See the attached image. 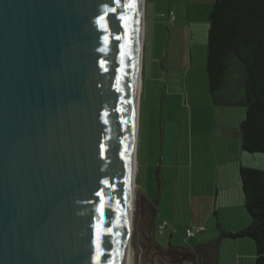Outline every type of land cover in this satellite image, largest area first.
I'll return each mask as SVG.
<instances>
[{"label": "water", "instance_id": "obj_1", "mask_svg": "<svg viewBox=\"0 0 264 264\" xmlns=\"http://www.w3.org/2000/svg\"><path fill=\"white\" fill-rule=\"evenodd\" d=\"M142 15L145 31V0H0V264L124 263ZM147 203L139 264H171Z\"/></svg>", "mask_w": 264, "mask_h": 264}, {"label": "rangeland", "instance_id": "obj_2", "mask_svg": "<svg viewBox=\"0 0 264 264\" xmlns=\"http://www.w3.org/2000/svg\"><path fill=\"white\" fill-rule=\"evenodd\" d=\"M152 1L145 0V8L149 9ZM158 6L164 12L161 20H166V16L170 19L171 12L176 20L175 9L182 8L177 0H158ZM183 8L181 11L185 14L186 6ZM190 11L197 34L194 40L187 38L186 34L177 37L172 32V25H165L164 30L155 32L148 17L138 112L132 264H139L141 255L142 202H161L164 215L152 222L150 232L153 230L158 246L167 247L170 241L168 231L157 235L154 228L164 217L172 219L174 202L179 206L176 218L181 227L186 228L192 219L199 218V214L192 213L189 206L193 197L203 194L208 186L206 174L210 156L207 150L211 121L225 119L231 113L232 120H238L240 112L243 120L246 117V107L236 104L244 95L239 68V71L229 73L224 87L216 95L217 100H214L206 70L210 12L205 7ZM190 46L193 49L192 61ZM230 143L233 150L234 136ZM244 156L251 158L249 165H253L254 158L264 159V153H244ZM247 162L244 161L245 164Z\"/></svg>", "mask_w": 264, "mask_h": 264}, {"label": "crops", "instance_id": "obj_3", "mask_svg": "<svg viewBox=\"0 0 264 264\" xmlns=\"http://www.w3.org/2000/svg\"><path fill=\"white\" fill-rule=\"evenodd\" d=\"M173 1V0H172ZM182 6L176 10V20L172 22L167 16L166 20H161L164 13L158 6V0H153L150 8H145V34L148 17L151 23V29L164 30V26L172 25V32L178 37L186 34L190 40L196 39V29L190 10H196L197 7H205L211 10L210 0H177ZM183 6H186V13ZM150 13H148V10ZM149 14V16H148ZM188 20V23L186 21ZM146 36V35H145ZM145 44V38H144ZM190 46L189 57L192 61L193 51ZM144 51V50H143ZM228 105V104H227ZM232 107V105H229ZM214 108V106H212ZM232 111V110H231ZM231 115L227 114L225 119L213 120L209 129L210 145L208 146V155L210 162L206 176H208V186L204 188V193L193 197L191 201V212L198 213V219H192L186 225L181 227L177 223L178 204L174 202L171 206L173 217H164L154 231L157 235H164L167 231L170 236L169 245L160 247L174 253L181 252L182 248L189 251L193 257L187 264H256L257 249L254 241L249 237L226 238L222 233H237L251 224V218L246 211L244 194L240 180V167L247 166L255 169H264V159L254 158L253 165H249L251 158L244 156L240 127L243 114L239 113V121L232 120ZM233 136L236 138L235 147L232 150L230 143ZM137 155V154H136ZM137 157V156H136ZM248 162L245 164L244 161ZM162 197V195H161ZM196 200V201H195ZM153 211V222L160 215L163 217L161 202H150ZM166 222L163 233L157 231L158 226ZM201 225L205 228L204 232L196 234L194 237H188L186 231L194 226ZM152 230V238L154 239ZM156 244V243H155ZM157 245V244H156ZM158 246V245H157Z\"/></svg>", "mask_w": 264, "mask_h": 264}, {"label": "trees", "instance_id": "obj_4", "mask_svg": "<svg viewBox=\"0 0 264 264\" xmlns=\"http://www.w3.org/2000/svg\"><path fill=\"white\" fill-rule=\"evenodd\" d=\"M210 1L206 70L211 94L216 101L229 73L240 70L244 95L236 104L246 107L240 127L242 149L264 153V0ZM239 173L251 224L237 233L223 232L222 237L251 238L256 264H264V171L240 167ZM179 254L184 261L193 259L184 248Z\"/></svg>", "mask_w": 264, "mask_h": 264}, {"label": "bare ground", "instance_id": "obj_5", "mask_svg": "<svg viewBox=\"0 0 264 264\" xmlns=\"http://www.w3.org/2000/svg\"><path fill=\"white\" fill-rule=\"evenodd\" d=\"M142 0V8H143ZM143 11V10H142ZM141 35H140V53H139V66H138V79H137V98L135 106V117H134V143H133V154H132V176H131V190L132 193L135 191L136 183V173L138 170L136 162V145H137V130H138V111H139V99H140V90H141V63H142V52H143V42H144V20L142 15L141 22ZM130 226V225H129ZM129 231V229H128ZM129 236V234H128ZM123 264H132V248L129 244L126 247L125 258Z\"/></svg>", "mask_w": 264, "mask_h": 264}, {"label": "flooded vegetation", "instance_id": "obj_6", "mask_svg": "<svg viewBox=\"0 0 264 264\" xmlns=\"http://www.w3.org/2000/svg\"><path fill=\"white\" fill-rule=\"evenodd\" d=\"M151 211H152V209H151ZM151 215H152V218H154L152 212H151ZM152 226H153V224H152ZM150 234L152 236V232ZM155 250H156V252H157L158 255H161V257L159 258V261L160 262H163V257H167L172 262L171 264H183L184 263V258L179 253H174V252H171L169 250H164V249L160 248L157 245H156Z\"/></svg>", "mask_w": 264, "mask_h": 264}, {"label": "built area", "instance_id": "obj_7", "mask_svg": "<svg viewBox=\"0 0 264 264\" xmlns=\"http://www.w3.org/2000/svg\"><path fill=\"white\" fill-rule=\"evenodd\" d=\"M162 16H164V15H162ZM170 20L171 21L175 20V16H174V14L172 12L170 13ZM165 226H166V222H164L163 224L158 226L157 231L160 234L163 233ZM204 231H205V228L203 226L197 225V226L189 228L186 231V234H187L188 237H194L196 234H199V233L204 232Z\"/></svg>", "mask_w": 264, "mask_h": 264}]
</instances>
